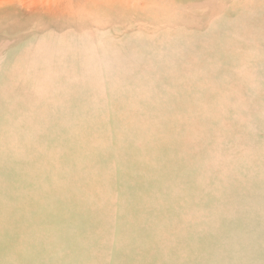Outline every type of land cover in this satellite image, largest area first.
I'll return each mask as SVG.
<instances>
[{
  "label": "rangeland",
  "instance_id": "rangeland-1",
  "mask_svg": "<svg viewBox=\"0 0 264 264\" xmlns=\"http://www.w3.org/2000/svg\"><path fill=\"white\" fill-rule=\"evenodd\" d=\"M0 264H264V0H0Z\"/></svg>",
  "mask_w": 264,
  "mask_h": 264
}]
</instances>
